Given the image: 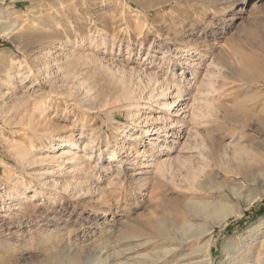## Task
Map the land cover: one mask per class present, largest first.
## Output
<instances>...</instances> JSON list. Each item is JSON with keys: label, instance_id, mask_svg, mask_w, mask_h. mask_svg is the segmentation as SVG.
<instances>
[{"label": "rangeland", "instance_id": "1", "mask_svg": "<svg viewBox=\"0 0 264 264\" xmlns=\"http://www.w3.org/2000/svg\"><path fill=\"white\" fill-rule=\"evenodd\" d=\"M72 1L0 0L21 25L0 35V264H202L207 228L212 264L236 244L264 264V76L239 65L264 72V0Z\"/></svg>", "mask_w": 264, "mask_h": 264}, {"label": "bare ground", "instance_id": "2", "mask_svg": "<svg viewBox=\"0 0 264 264\" xmlns=\"http://www.w3.org/2000/svg\"><path fill=\"white\" fill-rule=\"evenodd\" d=\"M37 1V0H36ZM42 1H44V0H38V5H41L42 4ZM45 1H48V2H50V1H52L54 4H57V6L59 7V6H64V7H67L66 6V2H67V0H45ZM79 1V0H78ZM89 1V4H94V5H96V6H102V5H104V3L106 2V0H88ZM112 1H115V0H112ZM125 1V2H124ZM123 2H124V4L126 5V6H128V7H131L130 5H129V3L130 2H133L134 4H136L137 5V7L136 8H133V10L134 11H139L140 12V10L139 9H146V8H148L149 7V5H146V2H143L142 0H124ZM175 1V3H182V2H186V1H194V0H174ZM86 2V1H85ZM206 2L208 3V5H212L213 7L212 8H214L215 6H218L219 4H218V0H206ZM76 2L73 0L72 1V6L71 7H68V8H65V10L66 11H70L71 9L70 8H73V7H75V4ZM161 3H163V2H161ZM198 3H199V1H198ZM45 4V3H44ZM53 4V5H54ZM226 4V3H225ZM52 5V7H54L53 9H54V12H55V14L56 15H58L59 16V11L61 12V13H63V10H59V8L58 7H55V6H53ZM156 5H160V3L158 4V3H154V4H150V6H152V7H154V6H156ZM41 7V6H40ZM39 7V8H40ZM227 7H229V6H227ZM51 8V7H50ZM126 8V7H125ZM35 9V8H34ZM225 9H227L226 7H221L219 10H220V12H225L226 10ZM215 11H218V8H215L214 9ZM83 14H85V11L83 12ZM120 14V13H119ZM139 14V13H138ZM116 15V14H115ZM0 17H3V15H1ZM113 17V16H112ZM3 19V18H2ZM47 19V18H46ZM45 19V20H46ZM113 19V18H112ZM7 20V19H6ZM47 20H51V19H47ZM47 20H46V22H47ZM114 20V19H113ZM110 22H111V19H110ZM124 23V22H123ZM113 25H114V23H113ZM109 26V25H108ZM111 27V26H110ZM256 27V26H255ZM254 27V34H255V36H257V38H259L258 40H260L261 41V43H263L264 44V19L260 22V23H258V25H257V27L255 28ZM21 28V25H20V23H17V22H14V21H2V20H0V35H2V36H5V37H9L10 35H12L13 33H14V31H15V29H20ZM21 33L18 35L19 37H21ZM257 40V39H256ZM260 43V42H259ZM254 59L255 60H253V59H251V58H249V57H245V56H242L241 57V60H240V63H239V65H240V67L242 68V70H246V71H248V73L249 74H252V75H259V76H261V77H263L264 76V72H263V70H262V67L260 66V63H259V60H257L255 57H254ZM223 70V69H222ZM222 70H220V71H222ZM224 73H226V71L224 72ZM180 89L178 88V90H177V95L178 96H180ZM178 96H176V97H178ZM173 104V103H172ZM182 108V107H181ZM246 116V115H245ZM243 118V117H242ZM245 118V117H244ZM243 118V119H244ZM258 123H259V125L262 127V128H264V118H259V120H258ZM51 147V146H50ZM47 151H49V150H47ZM67 151H61V153H60V157H64L63 156V154L64 153H66ZM70 151H68L67 153H69ZM69 155H70V153H69ZM72 155V154H71ZM66 156V155H65ZM68 156V155H67ZM74 156V155H73ZM47 158V157H46ZM50 158V157H49ZM48 158V159H49ZM65 158V157H64ZM51 159V158H50ZM59 159V158H58ZM68 159H73V157H69ZM77 160V159H76ZM50 161V160H49ZM71 162V161H70ZM60 163V162H59ZM62 163V162H61ZM82 163V162H81ZM76 183V182H75ZM31 185V184H30ZM84 185V184H83ZM82 185V183H77V184H75L74 185V187L75 188H77L78 189V193L80 194V195H82V196H86V195H88V193L87 194H85V193H83V192H81V186H83ZM65 190H68V188H70L69 187V184L67 183V184H65ZM40 188H42V187H40ZM73 190H74V188H73ZM88 191V190H87ZM92 192V191H91ZM101 195V194H100ZM102 196V195H101ZM105 196V195H104ZM90 197V196H89ZM104 198V197H103ZM90 199V198H89ZM227 213L228 212H225V213H221V212H219V213H217V214H215V216H216V219H214V221H212V223H211V225L212 226H214V225H219V224H221V223H223L224 222V220L226 219V216H227ZM195 220H197V219H195ZM165 222H167V221H165V220H163L162 218H157V219H151V218H146V219H144V220H142V221H138L137 223H136V228H135V233H136V235H135V239H137V240H141L142 241V243H149V242H157V243H155L153 246H157L158 244H160V242L158 241L159 239H162V238H165L166 236L168 237V235H170V233H172V231H171V229L170 228H168L167 227V225H166V223ZM168 223V222H167ZM259 223H260V221H259ZM188 228H190V227H188ZM192 228V227H191ZM183 231V230H182ZM253 232H254V227H251V228H249L247 231H246V233L248 234V237H249V239L251 238L252 239V235H253ZM177 233V232H176ZM201 234H204V236H203V239H204V237H208L206 240H205V243L203 244V247H201L200 249L202 250V252L205 254L204 255V257H203V259H202V261H201V263L202 264H212L211 263V257H210V247H211V245H212V243H214V242H212V238H211V234H212V231H210V228H207L205 231H203V232H201L199 235H201ZM188 235V234H187ZM174 236V235H173ZM132 238H133V236H132ZM170 239V238H169ZM185 239V238H184ZM254 239V238H253ZM181 240V239H180ZM186 240V239H185ZM255 241V240H254ZM164 243V242H163ZM264 243V242H263ZM182 243H178V246H180ZM141 245H143V244H141ZM251 245H252V243L250 242V243H248V245H247V247H246V250H250L249 248L251 247ZM253 246V245H252ZM159 247V246H158ZM161 247V246H160ZM156 248V247H155ZM162 251H160L159 253H158V255L156 256V258L157 259H160V258H162V257H164V258H166V255L168 254V253H170V252H172V253H174L173 255V257H172V259L171 260H169V262H174V263H176L177 261V259H179L180 260V258L182 257V255H181V253H175V252H177L176 251V247H174V248H169L168 246H165V245H162ZM252 248V247H251ZM180 249V248H179ZM154 250V249H153ZM239 250H240V245L239 244H236L235 245V247H234V250L232 251V255H231V262L229 263V264H252L251 262H250V255H248V256H243L241 253H239ZM231 252V251H230ZM193 253V252H192ZM152 254H153V252H152ZM155 254V253H154ZM177 254V255H176ZM227 254V253H226ZM257 254V253H256ZM64 255V254H63ZM86 255V254H85ZM171 255V254H170ZM76 256H77V253L75 252V251H70V252H68L66 255H65V264H73V262H72V260L73 259H75L76 258ZM177 256V257H176ZM184 256H187V255H184ZM102 257V256H101ZM100 256H98V260H100V259H102ZM104 257V256H103ZM131 257V256H130ZM152 257V256H151ZM155 257V256H154ZM105 258H107V257H105ZM163 258V259H164ZM183 258V257H182ZM109 259V258H108ZM127 259V258H126ZM130 259V258H129ZM192 259V258H191ZM190 258H187L186 260H187V262H186V264H199V263H197L196 261L195 262H193L192 260H191ZM252 259V258H251ZM256 260V262L254 263V264H258V259H259V257H257V258H255ZM261 260H263L264 261V258H260ZM106 260V259H105ZM132 260V259H131ZM151 260L152 259H150V262H151ZM104 261V260H103ZM107 261V260H106ZM153 261V260H152ZM98 262V261H97ZM96 262V263H97ZM102 262V261H101ZM100 262V263H101ZM130 262H132V261H130ZM155 262V261H154ZM157 262V261H156ZM105 263V262H104ZM152 263V262H151ZM62 264H64V263H62ZM111 264V263H110ZM121 264V263H120ZM123 264V263H122ZM136 264V263H135ZM155 264V263H154ZM179 264V263H178ZM261 264V263H260Z\"/></svg>", "mask_w": 264, "mask_h": 264}]
</instances>
